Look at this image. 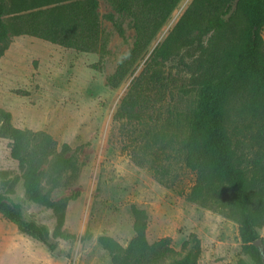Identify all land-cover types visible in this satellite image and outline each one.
I'll return each mask as SVG.
<instances>
[{"label": "rangeland", "instance_id": "1", "mask_svg": "<svg viewBox=\"0 0 264 264\" xmlns=\"http://www.w3.org/2000/svg\"><path fill=\"white\" fill-rule=\"evenodd\" d=\"M96 1L100 36L95 52L20 36L0 57V108L11 114L15 127L44 132L57 143L56 155L42 166L41 188L53 201L68 199L63 230L73 236H52L53 212L24 196L9 141L0 139V192L56 243L49 251L0 214V264H111L97 240L106 236L126 247L134 237L132 207L145 215L149 244L169 238L179 252L194 234L200 247L196 264L250 263L238 223L187 200L195 176L184 166L178 144L197 106L199 61L208 66L230 37L215 26V19L234 14L237 31L244 25V2L180 0L133 73L111 89L107 78L131 49L135 30L126 14L114 10L112 0ZM180 22L184 30L177 35ZM262 37L264 41V29ZM143 68L148 90L137 110L141 119L114 121L130 82ZM237 139L241 167L250 177L257 148L248 137ZM64 144L68 151L61 150ZM257 232L264 247V225Z\"/></svg>", "mask_w": 264, "mask_h": 264}, {"label": "trees", "instance_id": "2", "mask_svg": "<svg viewBox=\"0 0 264 264\" xmlns=\"http://www.w3.org/2000/svg\"><path fill=\"white\" fill-rule=\"evenodd\" d=\"M67 1L0 0V57L12 38L20 36L82 53L95 52L100 36L97 1ZM179 1L112 0L114 10L132 20L135 38L131 49L107 78L111 89L119 87L133 73V67ZM242 1L246 14L244 25L237 31L233 30L234 14L215 19V26L223 32L229 31L230 37L224 48L215 51L208 66H201L199 61L195 75L199 83L197 106L178 144L184 166L195 176L187 200L238 223L239 238L250 263L240 259L237 264H264L253 246L259 239L257 230L264 225V0ZM181 25L182 22L176 27L177 35L184 30ZM155 54L153 51L152 55ZM144 75L145 68L130 82L114 121L141 119L137 110L144 105L148 90ZM152 77H158V81L159 74L154 73ZM238 135L248 137L257 148L250 177L242 169V159L235 149ZM0 139L9 141L10 158L17 162L24 196L53 212L52 236L62 240L73 238L63 230L68 199L53 201L41 188L42 166L47 157L56 155L57 143L44 132L15 127L11 114L1 108ZM61 150L68 151L69 147L64 144ZM131 212L134 237L126 247L106 236L97 240L108 253L111 264H196L200 247L194 234L181 245L179 252L170 246L169 238L149 244L143 211L132 207ZM0 214L19 232L37 240L49 251L56 249L46 228L26 221L20 206L2 192Z\"/></svg>", "mask_w": 264, "mask_h": 264}, {"label": "water", "instance_id": "3", "mask_svg": "<svg viewBox=\"0 0 264 264\" xmlns=\"http://www.w3.org/2000/svg\"><path fill=\"white\" fill-rule=\"evenodd\" d=\"M253 246L259 251L261 258L264 259V247L260 239L253 242Z\"/></svg>", "mask_w": 264, "mask_h": 264}]
</instances>
